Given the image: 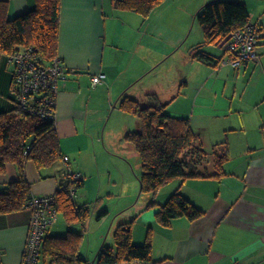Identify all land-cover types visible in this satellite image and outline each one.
Here are the masks:
<instances>
[{"label": "crops", "instance_id": "crops-1", "mask_svg": "<svg viewBox=\"0 0 264 264\" xmlns=\"http://www.w3.org/2000/svg\"><path fill=\"white\" fill-rule=\"evenodd\" d=\"M208 1L164 0L150 14L155 12L161 17L165 14L164 19L176 25L187 24L196 10ZM233 1L245 2L249 18L260 27L257 61L245 62L238 68L220 64L222 49L218 44L199 47L203 40L200 31L198 42L192 43L194 47L191 50L190 45L186 47L190 55L189 68L196 64L194 80L192 83L191 79L183 80L178 88L180 93L185 85L182 90L189 107L173 113L167 112L165 107L168 114L189 119L195 135L192 149L201 152L195 155L193 150L187 151L185 161L204 177L174 179L155 195L148 193L141 205L131 207L136 185L130 170L122 177L119 171L115 177L114 184L121 183V189H115L109 180L103 182L97 176L102 174V161L110 165L109 157L119 156L113 153L104 134L99 136L97 126L107 114L111 117L116 110H121L114 104V100L119 102L125 93L122 89L126 84L118 85L121 49L125 51L123 60L133 58L143 41L141 27L145 20L157 15L142 19L134 11L116 9L112 0H61L57 56L67 74L58 83L55 129L60 151L68 156V161L60 159L38 169L29 159L24 168L34 196L54 194L68 170L80 172L82 185L76 189L75 203L89 207L93 201H100L99 220L103 225L109 222L107 236L102 237L104 230H101L100 238L97 237L94 257L103 244L113 246L105 241L116 227H113L116 220L119 224L134 219L133 244H142L149 228L152 240L151 260L135 264H264V0ZM0 4L6 17L12 19L32 9L35 1L0 0ZM138 25L141 27L137 28ZM174 29L179 39L186 32L184 26ZM211 46L215 49L211 50ZM196 52L206 53L211 60H198L193 56ZM147 69L131 73H136L132 74L136 77ZM10 70L5 55L0 54V111L13 105L8 98ZM98 73H104L105 79L92 87L91 77ZM132 75L129 81L135 79ZM134 125V128L127 126L126 133L137 130L136 118ZM201 133L205 134L202 138ZM223 155L226 156L222 163L223 175L207 177L216 173L215 161ZM129 165L134 172L133 164L129 162ZM16 178L15 165L7 163L5 171L0 173V192ZM176 189L202 210L203 215L195 220L184 216L174 218L169 226H161L155 220L156 209L147 205L151 201L163 204ZM30 218L28 208L0 214L2 264H21ZM59 227H64L63 232H55ZM67 231L80 232L81 224L65 222L62 226L58 219L45 235L64 236Z\"/></svg>", "mask_w": 264, "mask_h": 264}, {"label": "trees", "instance_id": "trees-1", "mask_svg": "<svg viewBox=\"0 0 264 264\" xmlns=\"http://www.w3.org/2000/svg\"><path fill=\"white\" fill-rule=\"evenodd\" d=\"M34 7L12 19L5 15L0 4V54L5 55L6 64L10 54L19 47H31L36 61L47 66L57 57L61 0H34ZM119 10L134 11L143 17L149 16L154 8L164 0H112ZM200 26L203 40L198 45H217L230 31L242 27L249 19L247 6L243 1L210 0L194 13ZM259 26V25H258ZM260 30V27H259ZM197 46V47H198ZM198 60L208 62L211 57L204 52L193 55ZM11 81L8 98L12 107L0 111V173L7 163H13L17 178L10 182L6 190L0 192V214L16 212L25 208L30 193V184L25 174V161L32 160L40 169L63 158L55 129V119H41L25 113L15 102L11 93L14 73L11 66ZM146 104L127 94H122L118 107L133 114L138 121L135 131L127 132L124 140L129 142L140 160L141 173L138 176L139 192L155 195L163 186L174 179L185 180L204 177L188 167L184 154L192 151L195 135L187 117L168 114L166 103H161L155 93H146ZM30 145L24 154L26 145ZM199 149L192 153L197 155ZM226 156L215 161L216 173L207 177L223 175L222 163ZM191 165V164H190ZM186 168L189 171H186ZM82 185V178L72 181L63 178L54 193L57 212L65 222L81 224V231H67L64 236L45 235L41 247L43 264H90L83 257L80 244L86 229L89 207L78 205L70 196V189ZM147 208H155V220L164 227L174 218L186 217L195 220L203 211L193 205L178 189L174 190L163 204L151 201ZM103 214V212H102ZM134 219L116 225L112 232L113 246L102 245L95 257V264H120L123 261H150L152 252L151 231L148 229L144 242H132ZM47 261V262H46Z\"/></svg>", "mask_w": 264, "mask_h": 264}, {"label": "rangeland", "instance_id": "rangeland-1", "mask_svg": "<svg viewBox=\"0 0 264 264\" xmlns=\"http://www.w3.org/2000/svg\"><path fill=\"white\" fill-rule=\"evenodd\" d=\"M168 10L170 11L171 8H168ZM160 13L162 12L160 11ZM152 15L157 16L149 21L145 20V23L142 27L141 25L137 26V28L141 27L144 36L137 52L133 54V58L130 57V60H128V58L125 57L123 60L122 57L124 56L125 51L121 49V57L119 58L118 66V80L120 79L118 81V85L122 86L123 84H126L124 85L122 91L125 90V94H128L129 96H136L142 104L147 103L145 100L146 92H154L159 96V99L162 102H169L166 106L167 112L173 113L175 112L174 110H185V108L189 107L187 97H185L186 93H184L182 90L185 85L183 84L181 87L180 93L178 92V88L183 80L188 79L189 81L191 79V83L192 80H194V67H196V64H193L192 69L189 68L188 63L190 55L188 54L189 49L191 50L194 47L193 44H196L200 38V26L197 21L192 18V16L187 24L180 22L176 25L174 22H171L170 20L168 21L167 18L164 19L165 14L161 17V15L153 12ZM152 15L150 17H152ZM140 16L142 19H146L148 17H143L142 15ZM150 21L152 23H150ZM177 26H184L186 28L185 34L180 39L177 31L174 29L177 28ZM152 32L153 34L151 35ZM188 45H190V47L187 50L186 47ZM211 47V50L215 49L214 46ZM8 65L11 68V64ZM133 66H136V69H133ZM124 67L129 69L126 70ZM142 68H148L149 70L147 69L148 71L137 74L136 77L135 75H132L136 73H131V71L137 72ZM130 75L134 76L135 79L133 81H129L131 80L129 79ZM115 103L118 106V100L115 99L114 104ZM185 113H182V115H186ZM108 116L109 115L107 114L105 118L102 119L100 125L97 126V131L100 137L104 134V138H106L107 143L111 144V149L114 150L113 153H117L119 156H113V158L109 157V159L112 161L110 165H107L106 163L103 164L102 161L100 163V173L102 174L101 176L100 174L97 176H99L103 182H105V180H109L110 185H112V187L115 189H121V183L114 184L115 177L119 174V171L120 177H122V175L125 173L127 174V172L130 170L133 177L132 179L136 185V191L134 189V197L133 199H130V202L131 207H137L141 205L145 197L149 194L139 192L140 185L138 176H140L141 173L140 160L133 146L124 140L127 126H129L128 128H134V119L136 117L133 114L124 112L122 110H116L111 117ZM203 136H205V134L201 133V138ZM129 162L133 164L132 166L134 168V172L131 170ZM76 195L75 199L77 201L78 193H76ZM103 199L106 200V198ZM100 204V201H93L89 205V216L85 222L86 229L84 231L79 248V251L88 257L90 261L93 259L97 251V247H95L94 244L97 240V237L100 238L101 230H104L102 237L107 236L106 234L108 232L107 227L109 222H107L106 225H103V222L99 220V218H101L99 215L101 211V209H99ZM131 209L134 211L136 208ZM112 217L113 215H111L110 219H112ZM58 219L59 224L65 226V220L59 213L57 215V220ZM118 222L119 220H116L113 224V227H115ZM63 230L64 227H59L55 232H63ZM102 241L103 238L100 241V244ZM112 243L113 237L112 231H110L108 233V237L106 238L105 244ZM39 264H43V262L40 260ZM93 264H95V262H93Z\"/></svg>", "mask_w": 264, "mask_h": 264}, {"label": "built area", "instance_id": "built-area-1", "mask_svg": "<svg viewBox=\"0 0 264 264\" xmlns=\"http://www.w3.org/2000/svg\"><path fill=\"white\" fill-rule=\"evenodd\" d=\"M260 30L257 23L250 18L240 28L230 31L220 39L218 46L222 49L219 63L238 68L245 62L257 61V43ZM7 63L13 67V83L11 93L16 104L30 115L41 119H55L56 96L58 83L66 78L67 70L62 60L57 56L49 65H40L31 47H19L9 55ZM105 79L104 73L91 77V86L100 84ZM30 145H26L23 153L27 154ZM62 160L68 161L63 155ZM72 181L81 179L80 172L65 173ZM76 191L70 189V196L75 199ZM25 208L31 210L28 232L22 251L21 264H39L41 247L49 226L57 221V209L54 194L30 195ZM1 256V251H0ZM138 260L123 261L120 264H135ZM0 264H2L0 259Z\"/></svg>", "mask_w": 264, "mask_h": 264}, {"label": "water", "instance_id": "water-1", "mask_svg": "<svg viewBox=\"0 0 264 264\" xmlns=\"http://www.w3.org/2000/svg\"><path fill=\"white\" fill-rule=\"evenodd\" d=\"M94 260H95V257L90 261V264H93Z\"/></svg>", "mask_w": 264, "mask_h": 264}]
</instances>
